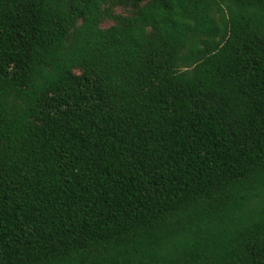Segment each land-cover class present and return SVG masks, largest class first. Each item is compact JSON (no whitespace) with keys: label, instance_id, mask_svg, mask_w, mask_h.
<instances>
[{"label":"trees","instance_id":"16d2710c","mask_svg":"<svg viewBox=\"0 0 264 264\" xmlns=\"http://www.w3.org/2000/svg\"><path fill=\"white\" fill-rule=\"evenodd\" d=\"M0 264H264V0H0Z\"/></svg>","mask_w":264,"mask_h":264},{"label":"rangeland","instance_id":"374dc122","mask_svg":"<svg viewBox=\"0 0 264 264\" xmlns=\"http://www.w3.org/2000/svg\"><path fill=\"white\" fill-rule=\"evenodd\" d=\"M116 12H122V9L120 8V7H117L116 8ZM109 24H111V22L109 21V22H106V23H104L103 24V26H107V25H109Z\"/></svg>","mask_w":264,"mask_h":264}]
</instances>
